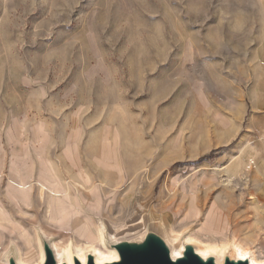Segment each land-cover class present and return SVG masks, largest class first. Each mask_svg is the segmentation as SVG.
<instances>
[{"label": "rangeland", "instance_id": "374dc122", "mask_svg": "<svg viewBox=\"0 0 264 264\" xmlns=\"http://www.w3.org/2000/svg\"><path fill=\"white\" fill-rule=\"evenodd\" d=\"M263 128L264 0H0V202L31 235L28 245L0 224V264L37 260L40 235L53 252L81 241L48 225L44 206L31 207L35 220L14 210L11 159L34 177L47 158L105 179L85 210L113 245L157 239L168 251L171 231L182 242L209 210L254 238L264 184L250 172L226 186L223 169ZM100 149L123 166L115 187Z\"/></svg>", "mask_w": 264, "mask_h": 264}, {"label": "bare ground", "instance_id": "6f19581e", "mask_svg": "<svg viewBox=\"0 0 264 264\" xmlns=\"http://www.w3.org/2000/svg\"><path fill=\"white\" fill-rule=\"evenodd\" d=\"M100 154L103 155V160H100L103 167L101 172L107 174L112 171V178L110 179L112 184L110 187H115L125 177L123 166L118 159L107 157L103 149H100ZM0 157L2 156L0 155ZM11 164L12 175L10 176V173H8L7 176L9 184L7 185L6 195L14 210L35 220V215L32 213L33 208L44 206L43 216L47 224L49 223L48 225L54 224L61 228H70L81 241L74 245L71 242H66L61 246L59 245L57 251L54 250L53 252L51 238L40 235L42 248L39 246L37 260L26 263L28 261L25 262L20 259L17 262L15 256L16 260L8 261L6 259L5 264H45L49 257L52 259L53 264H89V262L93 264H110L121 260L120 247L110 243L106 234L104 242L96 226L97 224H94L85 210L91 204V200H94L97 206L101 204L103 199L101 193L108 189L104 188L106 186L103 182L105 179L96 178L94 174L88 171H78L74 175H70L69 171V175L66 172H56L51 168V162L47 158H42L39 162L37 177L33 176L32 166H26L28 172L23 168L25 164L22 159H11ZM138 165L137 167H140ZM135 167L133 168L135 169ZM223 171L226 173V186L232 185L236 179L243 180V176L250 172H252L251 177L253 180L261 185L264 184V128L261 132L260 144L250 146L245 151L240 150L239 155ZM1 175L2 172L0 171V181ZM33 193H35V200ZM84 194L85 198H83ZM199 215V210L194 209L193 216L197 217ZM2 223L9 225L16 232V236L24 239L26 243L28 242V245L31 243L29 230L13 216L10 209L8 211L0 202V224ZM229 224L230 220L225 213L219 212L216 214L209 210L201 222V227L188 234L182 242L180 241V234L172 230L171 240L166 239L169 258L173 262L186 259V251L189 249L204 263L238 264L245 262L247 264H264V257L259 256V249L255 245V242H257L261 247H264L263 229L260 226L256 227L254 238L243 239L235 229L230 234L227 232ZM214 235H220L222 240L217 243L204 241L205 238H212Z\"/></svg>", "mask_w": 264, "mask_h": 264}, {"label": "water", "instance_id": "95a60500", "mask_svg": "<svg viewBox=\"0 0 264 264\" xmlns=\"http://www.w3.org/2000/svg\"><path fill=\"white\" fill-rule=\"evenodd\" d=\"M119 247L121 260L110 264H213L212 262H202L197 256L192 254L189 249L186 251V259L173 262L169 258L166 248L157 239L150 240L147 245L142 248H131V246L128 245ZM45 264H53L52 259L50 257L47 258ZM89 264L93 263L89 262ZM238 264L247 263L240 262Z\"/></svg>", "mask_w": 264, "mask_h": 264}]
</instances>
